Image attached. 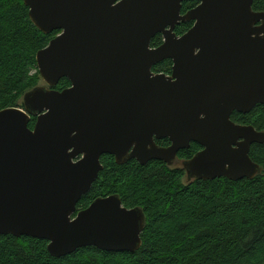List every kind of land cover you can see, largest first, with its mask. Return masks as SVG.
Segmentation results:
<instances>
[{
  "label": "water",
  "instance_id": "obj_1",
  "mask_svg": "<svg viewBox=\"0 0 264 264\" xmlns=\"http://www.w3.org/2000/svg\"><path fill=\"white\" fill-rule=\"evenodd\" d=\"M22 1L38 31L59 34L35 56L46 86L0 111V236L46 241L53 258L138 251L140 208L111 195L76 213L104 155L171 167L194 143L201 150L183 164L191 181L261 175L249 153L264 131L231 121L264 106V13L254 0ZM186 1L198 5L181 14ZM181 23L193 25L178 37ZM165 61L170 75L152 72ZM62 79L70 87L54 90Z\"/></svg>",
  "mask_w": 264,
  "mask_h": 264
},
{
  "label": "trees",
  "instance_id": "obj_2",
  "mask_svg": "<svg viewBox=\"0 0 264 264\" xmlns=\"http://www.w3.org/2000/svg\"><path fill=\"white\" fill-rule=\"evenodd\" d=\"M197 5V1L184 2L181 14ZM252 10L264 13V0H254ZM192 25L179 24L175 34L182 36ZM58 34L38 31L22 0H0V111L17 108L18 100L35 87L39 80L36 53ZM162 42L157 35L151 47ZM171 67L172 62L165 61L152 72L170 75ZM32 71L33 77L29 76ZM69 87V81L62 79L53 89ZM231 121L263 132L264 106L257 105L248 114L234 112ZM34 123L32 119L30 129ZM200 150L192 143L177 158L189 161ZM249 157L262 168L253 180L220 178L184 185V169H170L159 161L116 165L113 157L104 155L103 170L76 205V213L95 199L111 195H117L127 209L140 208L145 228L139 250L113 253L89 247L53 258L46 241L8 235L0 236V264H264V144L252 145Z\"/></svg>",
  "mask_w": 264,
  "mask_h": 264
},
{
  "label": "rangeland",
  "instance_id": "obj_3",
  "mask_svg": "<svg viewBox=\"0 0 264 264\" xmlns=\"http://www.w3.org/2000/svg\"><path fill=\"white\" fill-rule=\"evenodd\" d=\"M35 71H32L31 73H30V75L29 76H31V77H33V76H35ZM46 85H45V83L42 81V79L40 78V76H39V80H37V83H36V85H35V87H33L32 89H30L29 91H31V90H33V89H35V88H37V87H45ZM28 91V92H29ZM27 93V92H26ZM25 93V94H26ZM24 94V95H25ZM24 95L22 96V98L20 99V100H18V107H21L22 106V104H23V97H24ZM17 107V108H18ZM183 161L182 160H175L174 161V163L172 164V166L171 167H168V168H170V169H184L183 168ZM186 175V174H185ZM193 181V180H192ZM192 181H187L186 180V177L184 176V178H183V180H182V184H184V185H187V184H190V183H192Z\"/></svg>",
  "mask_w": 264,
  "mask_h": 264
},
{
  "label": "flooded vegetation",
  "instance_id": "obj_4",
  "mask_svg": "<svg viewBox=\"0 0 264 264\" xmlns=\"http://www.w3.org/2000/svg\"><path fill=\"white\" fill-rule=\"evenodd\" d=\"M55 90V89H54ZM18 108H22V106L21 107H18ZM32 119H34V118H32ZM31 119V120H32ZM35 124V123H34ZM34 127V126H33ZM33 129V128H32ZM167 143L165 144V142L163 143L162 142V140H159V141H155V143H156V145L158 146V147H160V148H167V147H169L170 146V143H169V141L167 140L166 141ZM178 155V154H177ZM175 160H179L178 158H176ZM174 163V162H173ZM183 163H184V161H183ZM185 177H186V180L187 181H191V180H189L188 178H187V176L185 175Z\"/></svg>",
  "mask_w": 264,
  "mask_h": 264
}]
</instances>
